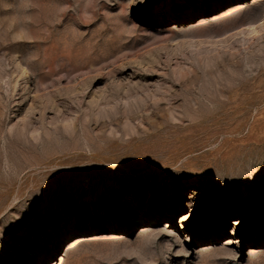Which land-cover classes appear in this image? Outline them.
Instances as JSON below:
<instances>
[{
    "label": "rangeland",
    "instance_id": "374dc122",
    "mask_svg": "<svg viewBox=\"0 0 264 264\" xmlns=\"http://www.w3.org/2000/svg\"><path fill=\"white\" fill-rule=\"evenodd\" d=\"M262 24L0 0V264H264Z\"/></svg>",
    "mask_w": 264,
    "mask_h": 264
},
{
    "label": "bare ground",
    "instance_id": "6f19581e",
    "mask_svg": "<svg viewBox=\"0 0 264 264\" xmlns=\"http://www.w3.org/2000/svg\"><path fill=\"white\" fill-rule=\"evenodd\" d=\"M246 9L245 5H242V3H238L232 6V8L229 10V12L231 13H241L242 11H244ZM225 16H218L215 19H224ZM260 28H264V24L260 25L256 30H259ZM264 32V29H261L260 32H258L257 34H262Z\"/></svg>",
    "mask_w": 264,
    "mask_h": 264
}]
</instances>
